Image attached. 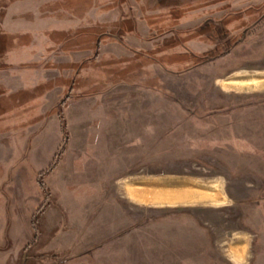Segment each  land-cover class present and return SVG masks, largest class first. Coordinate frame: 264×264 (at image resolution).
Returning a JSON list of instances; mask_svg holds the SVG:
<instances>
[{
  "label": "rangeland",
  "instance_id": "rangeland-1",
  "mask_svg": "<svg viewBox=\"0 0 264 264\" xmlns=\"http://www.w3.org/2000/svg\"><path fill=\"white\" fill-rule=\"evenodd\" d=\"M48 18L83 25L53 30L40 24ZM17 47L43 53L24 64L31 73L20 101L19 54L0 74V96L10 95L0 101V264L87 263L94 251L77 244L68 220L87 224L106 169L127 167L123 152L148 136L161 139L159 121L133 130L124 118L112 134L111 117L142 111L184 119L167 121L162 142L175 152L150 171L187 176L230 206L231 214L216 211L213 264L264 256V0H0V52ZM178 124L184 130L171 127ZM159 216L153 208L151 219ZM181 216L165 224L192 227ZM239 236L248 240L246 259L231 248ZM101 264L119 263L110 256Z\"/></svg>",
  "mask_w": 264,
  "mask_h": 264
},
{
  "label": "crops",
  "instance_id": "crops-1",
  "mask_svg": "<svg viewBox=\"0 0 264 264\" xmlns=\"http://www.w3.org/2000/svg\"><path fill=\"white\" fill-rule=\"evenodd\" d=\"M69 21L70 19H65L62 22H57L48 18L40 24L59 31H67L69 29L68 25L76 27L83 25L82 22L72 24ZM78 52L79 55H85L81 57L86 58L89 51L81 50ZM42 53L24 52L23 48L18 47L10 50V52H0V60L2 58L5 60L3 66L0 64V74L10 71L7 68L8 64H12L10 58H14L16 54H19V101L20 98H23L21 93H23L24 88L25 70H29V67L25 69L24 64L31 63V60H29L31 57H41ZM78 54L75 53V55ZM144 55L148 54L145 53ZM9 59L11 60L10 63L8 62ZM41 70L44 74L50 71V69L45 70V68H41ZM39 71L34 70V73H37V84L35 83L32 87L36 86L35 88H37V85H39L41 79L38 76ZM48 78L52 77L48 76ZM2 86L0 82V88ZM46 88H50L49 85ZM56 88L54 87L53 90ZM8 96H10L8 92L3 94V97L1 95L0 101ZM145 101L140 102V104H145ZM128 104L137 103L129 102ZM143 110H145L144 107ZM125 114H116L111 117L112 120L109 116H106L112 121V134H120L121 120L125 121L127 118L132 128L138 122H143V125H140L142 127L159 121L156 122V125L163 129L159 135L161 139L153 141L152 137L148 136V139L140 144L137 149L134 146L123 152L127 153L125 158L129 161L127 167L122 168L120 164H113L112 167L106 169L101 178L103 184L102 199L97 201V195L94 196L96 199L95 206L99 208V211L98 213H88V216H92V218L87 224L74 223L70 216L68 221L72 225L68 228L74 230V235L79 234L76 237L77 244H80L83 250L94 251L91 253L90 259H87L86 264H101L103 260L109 259L110 256L112 259L113 256H116L119 264H213L209 254L216 245L214 240L215 223L217 216H219L216 211L221 210L231 214L230 206L217 205V202L222 201L224 196L216 190H201L195 182L186 179L187 176L173 175L174 177H168L167 173L154 174L150 171L152 166L160 167L165 162L167 153L175 152L173 149L176 145L165 144L168 141L167 129L169 125L167 121L182 122L184 119L179 114L168 118L167 115L160 117L158 114L145 111L139 112L137 115L131 114L128 117ZM187 120L194 121L191 118ZM171 127H175L176 130H184L183 124L171 125ZM190 127H193V125ZM194 127L196 129L198 126ZM164 139L167 140L165 143L162 142ZM22 144V141L19 142V153L23 152ZM1 147L4 149V146ZM183 150L181 149L180 152L185 151ZM115 153L117 154V152ZM112 156H114V153ZM137 172H143V174H137ZM122 180L124 183L121 189L119 185ZM109 184H111V189L108 190L105 186ZM226 198H229L228 194ZM132 207H135V210L138 211L137 214H131ZM153 208L160 209L158 219H151ZM168 208H174L177 211L175 213L164 212ZM100 211L102 222L94 224L96 218H93L97 214L98 217H101L99 215ZM179 216H185L192 223V227L185 226L182 229H172L165 224ZM65 234L67 233H60L58 239L60 238L63 242L72 241L69 234L66 237ZM179 234L187 235L190 239H187V241L180 240ZM77 244L75 246H78ZM105 244H107L106 247L103 246ZM231 248L238 259L247 258L249 245L246 237L239 236ZM99 249H102V251L100 252ZM5 259L4 263L8 264V258ZM254 262L255 264H264V256L257 257Z\"/></svg>",
  "mask_w": 264,
  "mask_h": 264
},
{
  "label": "trees",
  "instance_id": "trees-1",
  "mask_svg": "<svg viewBox=\"0 0 264 264\" xmlns=\"http://www.w3.org/2000/svg\"><path fill=\"white\" fill-rule=\"evenodd\" d=\"M65 148V147H64ZM64 148H63V150H64ZM62 151L61 152H59V154H58V156H57V160L53 163V165H52V168L54 169L56 166H57V162H59V160L61 159V155H62Z\"/></svg>",
  "mask_w": 264,
  "mask_h": 264
},
{
  "label": "bare ground",
  "instance_id": "bare-ground-1",
  "mask_svg": "<svg viewBox=\"0 0 264 264\" xmlns=\"http://www.w3.org/2000/svg\"><path fill=\"white\" fill-rule=\"evenodd\" d=\"M155 187V186H154Z\"/></svg>",
  "mask_w": 264,
  "mask_h": 264
}]
</instances>
